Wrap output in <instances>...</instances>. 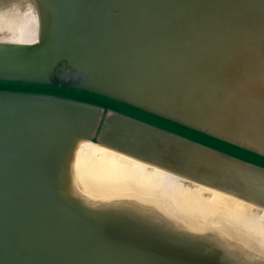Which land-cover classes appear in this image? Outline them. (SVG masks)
I'll use <instances>...</instances> for the list:
<instances>
[{"label":"water","instance_id":"water-1","mask_svg":"<svg viewBox=\"0 0 264 264\" xmlns=\"http://www.w3.org/2000/svg\"><path fill=\"white\" fill-rule=\"evenodd\" d=\"M31 1L38 42H0V264H264V0Z\"/></svg>","mask_w":264,"mask_h":264},{"label":"bare ground","instance_id":"bare-ground-1","mask_svg":"<svg viewBox=\"0 0 264 264\" xmlns=\"http://www.w3.org/2000/svg\"><path fill=\"white\" fill-rule=\"evenodd\" d=\"M45 27L47 33L51 24L48 22ZM38 40L39 20L31 0H9L0 5V42L33 44Z\"/></svg>","mask_w":264,"mask_h":264},{"label":"snow or ice","instance_id":"snow-or-ice-1","mask_svg":"<svg viewBox=\"0 0 264 264\" xmlns=\"http://www.w3.org/2000/svg\"><path fill=\"white\" fill-rule=\"evenodd\" d=\"M91 146V145H89ZM83 147V146H82ZM105 149H98V151H104ZM245 227L247 228V231L251 234L260 235L264 237V215L260 217H256L254 219H248L246 220ZM251 238V236L249 237ZM245 248L248 249V251H254L252 248H248L247 245H245ZM258 258H264V242L261 243V250L257 252Z\"/></svg>","mask_w":264,"mask_h":264}]
</instances>
